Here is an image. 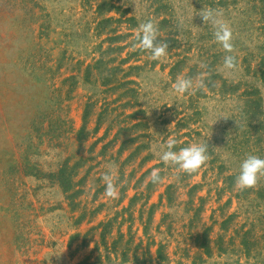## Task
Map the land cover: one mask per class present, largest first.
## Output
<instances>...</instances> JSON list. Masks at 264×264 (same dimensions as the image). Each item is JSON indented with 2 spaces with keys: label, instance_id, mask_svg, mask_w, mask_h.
<instances>
[{
  "label": "rangeland",
  "instance_id": "obj_1",
  "mask_svg": "<svg viewBox=\"0 0 264 264\" xmlns=\"http://www.w3.org/2000/svg\"><path fill=\"white\" fill-rule=\"evenodd\" d=\"M148 20L160 60L134 40ZM0 51L17 93L0 126V264H264V177L235 186L247 154L264 158V0H0ZM201 73L207 87L175 93ZM169 139L208 143L209 160L180 172L160 160Z\"/></svg>",
  "mask_w": 264,
  "mask_h": 264
},
{
  "label": "clouds",
  "instance_id": "obj_2",
  "mask_svg": "<svg viewBox=\"0 0 264 264\" xmlns=\"http://www.w3.org/2000/svg\"><path fill=\"white\" fill-rule=\"evenodd\" d=\"M204 23L212 24L214 28L213 36L227 53L233 52V34L230 25L222 20V15L217 10L208 8L199 12ZM159 29L152 21L148 20L141 23L135 31L134 40L142 50L150 53L152 60H160L166 56L168 44L165 40H158ZM136 45H134L135 47ZM206 68L207 65H201ZM223 67L234 71L237 68V60L233 55H226L223 60ZM209 73L199 74L195 81L192 78L178 77L173 85L175 93L183 95L190 90L203 89L207 87L205 79ZM176 145L175 139H169L166 144L161 146L160 160L168 165L176 166L180 172L192 174L197 172L208 160V143L191 144L183 147L179 151H173ZM264 177V158L254 154H247L240 162L239 174L235 179V186L243 191L254 188L258 180ZM105 185L104 195L110 199H118L119 191L116 184L117 177L111 171L101 177ZM160 169L154 168L149 180L153 184L161 182Z\"/></svg>",
  "mask_w": 264,
  "mask_h": 264
},
{
  "label": "bare ground",
  "instance_id": "obj_3",
  "mask_svg": "<svg viewBox=\"0 0 264 264\" xmlns=\"http://www.w3.org/2000/svg\"><path fill=\"white\" fill-rule=\"evenodd\" d=\"M4 62V58L2 55V51H0V64ZM16 78L15 77H9V78H3L0 76V126L3 124L6 120V115L9 112L8 108L11 104H13V100L17 99V93L13 90V87L15 85ZM2 145L0 144V147Z\"/></svg>",
  "mask_w": 264,
  "mask_h": 264
}]
</instances>
